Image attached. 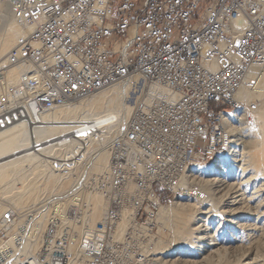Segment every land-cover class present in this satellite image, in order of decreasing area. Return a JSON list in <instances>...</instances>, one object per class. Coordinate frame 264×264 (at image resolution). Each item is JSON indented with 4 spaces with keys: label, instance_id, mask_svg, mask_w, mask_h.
<instances>
[{
    "label": "built area",
    "instance_id": "2783aa9c",
    "mask_svg": "<svg viewBox=\"0 0 264 264\" xmlns=\"http://www.w3.org/2000/svg\"><path fill=\"white\" fill-rule=\"evenodd\" d=\"M2 1L32 31L0 67V132L38 125L46 113L135 75L145 88L109 148L99 227L73 237L85 213L76 192L22 211L9 206L0 213V264H152L139 257L135 235L156 221L159 192L206 202L197 169L238 153L228 116L251 110L239 91L261 82L249 74L264 68V0ZM18 66L32 67L37 91L8 83ZM37 213H47L43 225Z\"/></svg>",
    "mask_w": 264,
    "mask_h": 264
},
{
    "label": "bare ground",
    "instance_id": "6f19581e",
    "mask_svg": "<svg viewBox=\"0 0 264 264\" xmlns=\"http://www.w3.org/2000/svg\"><path fill=\"white\" fill-rule=\"evenodd\" d=\"M31 31L32 27L22 26L15 20L9 4L2 1L0 67L4 65L8 53ZM257 68H251L249 75L258 74L261 82L254 91L245 87L240 89L238 98L243 102L264 98V68L261 71ZM35 76L31 66H18L7 71L6 80L9 84L24 83L29 91L35 92L40 86L36 81L33 83ZM144 88L142 78L135 75L99 90L88 98L46 113L38 125L19 122L1 131L0 213L9 206L22 211L41 201L23 207L36 190H39L36 196L48 195L50 192L54 195L46 198L57 194L67 197L77 192L84 180L86 185L93 174L96 176L93 178L95 185H101V190L97 191L95 186H91L84 197L78 198V193L72 196L79 199L85 213L82 224L71 227L70 232L75 237L83 230L97 229L107 207L105 184L109 170V148L132 114ZM253 109L251 116L250 110L240 118L234 114L228 116V128L239 152L232 169L241 173L242 177L226 183L224 189L229 190V193L224 204L218 206L221 198L215 200L210 192L212 189L206 188V193H210L206 202L181 196L170 204L160 205L156 219L159 224L170 228L171 248H160L159 241H154L145 232L137 231L135 236H139L140 241L137 245L143 250H155L146 254L138 247L141 253L139 257H148L152 264H264V257L257 253L256 244L264 234V102L258 109ZM246 117L254 122H245ZM237 120L241 122L235 125ZM250 123L253 124L249 127ZM244 124L243 129L249 127L253 131V140L248 138L245 141L246 135H243L242 130ZM75 129L80 133L73 135ZM34 143L41 144L40 153L34 152ZM221 162L228 163V156ZM219 165L198 168L203 175L200 183L206 186L211 182L212 185L209 177L213 174L210 172L218 170ZM48 166L59 173L55 174ZM73 180L76 184L67 188ZM250 187L251 193L247 191ZM72 197L67 202H72ZM135 206L136 203H133L124 209L119 234L127 227L128 217H133L131 214L135 213ZM61 214L64 216L66 213ZM36 218L43 225L47 213H37ZM146 239L148 242L141 243ZM150 245L153 247H148ZM71 249L75 251L76 246L73 245ZM72 264L84 263L76 260Z\"/></svg>",
    "mask_w": 264,
    "mask_h": 264
},
{
    "label": "rangeland",
    "instance_id": "374dc122",
    "mask_svg": "<svg viewBox=\"0 0 264 264\" xmlns=\"http://www.w3.org/2000/svg\"><path fill=\"white\" fill-rule=\"evenodd\" d=\"M103 90V89H102ZM88 98V97H87ZM263 102H264V98H259V99H253V100H251L250 102H244L245 104H247V106H248V108L249 109H251L250 111H249V115L251 116L252 114H253V112H254V109L253 108H255V109H258L259 107H260V105L261 104H263ZM252 121V120H251ZM252 122H254V121H252ZM251 124H253V123H250L248 126L250 127V126H252ZM249 127H247V128H245L244 129V134L243 135H246V137H245V141H246V139L248 140V138H250L249 140H253V131H251L250 129H249ZM247 130V131H246ZM248 130H249V133H248ZM247 133H248V135H247ZM250 145V144H249ZM240 151V150H239ZM237 152H238V150H237ZM238 154H239V152L237 153V154H232L229 158H228V163H224V164H220L218 167V169H219V171H215L214 173H213V171L212 172H210V173H212L213 174V176L212 177H209V179L210 180H212V185H213V187H211L212 185H210L211 184V182L210 183H207L208 185H206V186H204V184H202L201 183V186H202V188H204L203 190L205 191V192H207L206 191V188L207 189H212L210 192H211V194H212V196L215 198V200L216 199H218V198H221V202L218 200V206H220V205H223L224 204V202L226 201V197L228 196V193H229V190L227 191V189L225 188L224 189V186H226L227 184L226 183H231L233 180H235V178H241L242 177V174L241 173H237V172H235V170H233L232 169V166L233 165H235L234 163H233V161H237L238 159L236 158V156H238ZM235 157V158H234ZM230 159V160H229ZM231 161V162H230ZM227 164V165H226ZM216 167V166H215ZM231 167V168H230ZM48 168H49V170H51L50 169V167L48 166ZM222 168V169H221ZM210 169V168H209ZM215 170V169H214ZM222 170H225L227 173H222L221 171ZM231 170V171H230ZM52 171V170H51ZM52 172H54L55 174H58L59 172H56V171H52ZM207 173V172H206ZM205 173V174H206ZM209 173V172H208ZM229 174V175H228ZM225 175V176H224ZM74 176V175H73ZM239 176V177H238ZM92 177V178H91ZM91 177L87 180V184L85 185V183H84V181H83V186H81V187H78V191L76 192V193H78V195H77V197L79 196L80 198H81V196H85V194L88 192L87 191V189H90L91 188V186L93 187V186H95L96 187V189H97V191L98 190H101V188H100V186L101 185H98L97 184V186L95 185V181H94V179L93 178H95L96 176L95 175H93V174H91ZM207 177V176H206ZM205 177V178H206ZM223 177V178H222ZM204 178V179H205ZM214 178V179H213ZM218 178V179H217ZM206 180V179H205ZM215 180V181H214ZM223 182V183H222ZM74 184H76V182H75V180H73V182L71 183V185L69 184V186L67 187V188H69L70 186L72 187V186H74ZM86 187V188H85ZM209 187H211V188H209ZM80 188H82V189H80ZM214 188V189H213ZM79 189H80V191H79ZM216 189V190H215ZM223 189V190H222ZM219 190V191H218ZM221 190V191H220ZM39 191V190H38ZM37 190H36V192L35 191H33V193H32V197L31 198H29L28 199V202H25L24 204H23V207L24 206H27L28 204L30 205V204H33V203H35V202H37V201H39V200H41V199H43V198H46V197H48V196H51V195H54V194H51L50 192H48L47 194L48 195H39V196H36L39 192H38ZM247 191H249V193H251L252 192V187H250V189L249 190H247ZM218 192V193H217ZM207 194H209L210 195V193H207ZM57 195H59V194H57ZM78 197V198H79ZM160 201H161V203H160V205H165V204H170V203H172V202H174L175 201V199H172L171 197H168L166 194H164V193H160ZM220 202V203H219ZM223 202V203H222ZM264 202V201H263ZM136 207V206H135ZM136 209V208H135ZM263 210H264V205H263ZM136 211V210H135ZM135 213H132L131 215H134ZM130 215V216H131ZM157 216H158V214H157ZM132 217V216H131ZM131 217H128V219H130ZM157 218V217H156ZM128 219H127V222H128ZM143 231V230H142ZM171 233V231H170V228L167 226V225H165V226H163V225H161V224H159L158 222H157V219H156V221L152 224V226L150 227H148V232H146V235H148V236H150L154 241H159L160 242V248H163V247H167V249H170L171 248V240H172V233ZM261 236H262V239H260L261 238ZM260 237H257L258 239H260V240H258L257 241V253L258 254H260L262 257H264V234L263 235H261ZM140 241L138 240L137 241V243H139ZM146 242H148L147 241V239L146 240H144V241H141V243H146ZM259 242V243H258ZM170 243V244H169ZM263 245H262V244ZM138 246V245H137ZM260 246V247H259ZM139 247V246H138ZM148 247H153V246H148ZM140 248V247H139ZM154 248H157V247H154ZM141 249V248H140ZM246 249L247 248H245L244 249V252L246 251ZM143 252H145L146 254H148L149 253V251L151 252V251H155V250H152V248L148 251V250H143V249H141ZM147 251V252H146ZM154 253H156V252H154ZM257 254V255H258ZM232 260H233V258H231ZM264 259V258H263Z\"/></svg>",
    "mask_w": 264,
    "mask_h": 264
},
{
    "label": "trees",
    "instance_id": "16d2710c",
    "mask_svg": "<svg viewBox=\"0 0 264 264\" xmlns=\"http://www.w3.org/2000/svg\"><path fill=\"white\" fill-rule=\"evenodd\" d=\"M159 195H160V192H159Z\"/></svg>",
    "mask_w": 264,
    "mask_h": 264
}]
</instances>
